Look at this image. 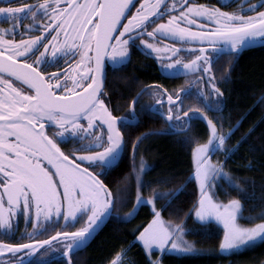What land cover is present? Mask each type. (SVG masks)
Masks as SVG:
<instances>
[{"label": "snow or ice", "instance_id": "snow-or-ice-1", "mask_svg": "<svg viewBox=\"0 0 264 264\" xmlns=\"http://www.w3.org/2000/svg\"><path fill=\"white\" fill-rule=\"evenodd\" d=\"M231 2L233 0H229ZM165 3L166 0H140L137 10L128 15L131 7L135 6L134 0H35L34 3L18 5L13 0H0V15L10 25L0 28V83L6 86L0 88V235L10 237L14 234L18 227L16 218L21 212L26 223L32 224V228L27 230L29 237L44 232L49 224L59 223L61 215L65 227L86 216L81 227L74 231H57L46 240L7 243L0 239V253L10 254L3 264H26L27 257L37 254L42 246L50 248L57 240L65 242L62 256L67 258V264H73L72 254L85 247L106 218L112 215L118 196L100 177L121 156L126 146L121 127L139 122L135 106L139 97L145 94L156 99L154 104L141 105V111L163 117L168 129L141 133L132 143L131 174L136 177V201L124 218L133 217L144 204L152 205V219L136 238L142 242L148 256L151 257L154 249H195L191 242L184 239L188 229L183 223L165 221L161 210L155 205V201L161 198H164L161 208L170 205L183 190V185L168 191L153 189L152 195L145 199L141 189L149 183L143 180L148 165L141 157L137 169L136 149L140 141L149 135L163 131L188 132L192 128L191 121L198 118L207 122L208 136L206 142L197 143L192 149L194 176L200 189L198 201L194 205L196 222L206 223L215 219L223 225V236L219 241L221 252L264 240V209L244 216L240 199L220 202L209 191L212 181L223 178L230 187L248 198L246 189L233 180L224 170V165L247 141L255 125L229 145L228 141L242 124L244 116L235 123L231 122L229 116L230 126L225 128L223 115L209 118L204 110L223 113L224 108L223 92L218 87L220 81L212 73L214 58L224 54L225 50L234 54L255 38H264V0H255L247 7L246 0H241L237 10L231 12L221 7L175 2L164 8ZM181 7H184V11H180L179 16H169L166 22L158 23L151 31H147L150 23L169 11H179ZM257 8L260 10L256 11ZM244 11L252 14L243 15ZM193 16L197 19H193ZM123 17H126L127 22ZM24 19H30L31 23L23 25ZM199 19H206L214 23L215 27L200 31L178 22L203 27ZM121 24L123 27H120ZM21 28L24 30L20 31ZM31 31H39L40 34L28 35ZM145 33L152 40L157 36L175 39L181 46L158 47L149 40L140 39ZM16 34L27 38H5ZM49 36L51 39H48ZM137 39H140L139 45L136 44ZM41 44L44 50L28 63L27 58L34 55ZM185 44L206 47H200V54L185 62L178 58L180 52L196 51L193 48L185 49ZM141 47L150 50V54H171L167 57L170 60L168 63H163L166 57L157 55L162 75L187 76L202 71L203 75L197 77L196 82L207 76L206 86L193 92L189 82L170 93L162 85H147L133 98L128 113L113 115L105 99L101 98L107 95L104 92L105 58L114 65H125L131 59V49ZM209 51L214 55L209 56ZM77 54L78 63L65 71L44 73L39 70L43 66L53 65L61 56L74 57ZM67 72L73 73L71 77L67 76ZM3 74L28 85V90L14 86L11 79H4ZM228 74L230 68L225 70L222 79H227ZM69 78L72 87L65 88L64 93H61L60 89ZM188 96L200 100L204 107L185 111L184 99ZM260 101H264V94L256 103ZM165 103L168 105L166 112L163 108ZM81 120L87 121L86 127ZM46 124L55 125L58 131L48 135ZM69 138L80 140L81 143L73 152L65 154L57 141L66 142ZM183 139L187 141L189 137ZM93 148L99 150L92 151ZM219 151L223 152L224 159L214 162L210 157ZM85 163L88 167H84ZM97 165L99 169L90 170L96 169ZM251 166L249 163L248 167ZM53 213L57 217L55 221ZM241 219L259 222L242 224ZM126 252L127 248L117 251L108 264H124ZM36 264L45 262L38 259ZM129 264H134V261ZM151 264H160L159 258L151 260Z\"/></svg>", "mask_w": 264, "mask_h": 264}, {"label": "trees", "instance_id": "trees-1", "mask_svg": "<svg viewBox=\"0 0 264 264\" xmlns=\"http://www.w3.org/2000/svg\"><path fill=\"white\" fill-rule=\"evenodd\" d=\"M156 65L139 58L130 68L128 80L122 84H113L112 98L121 103L128 99V95L134 92L136 86L141 88L153 82L167 81L173 87L174 78H163ZM229 68L230 74L227 79H222L225 70ZM213 75L220 81L218 87L223 92V113L217 112V117L223 115L224 127L230 126L229 116L232 123H235L242 115L244 116L242 124L239 125L228 144H234L241 135L255 125L247 141L240 145L236 154L224 165V170L232 176L233 180L238 182L241 188L246 189L248 198H245L244 194L236 188L226 186L224 201L238 198L244 206V216L256 214L264 209V101L256 103L261 94H264V45L243 51L234 58L219 60ZM204 110L207 112V109ZM207 115H212L211 111L207 112ZM154 128H157V123L145 117L131 133L134 138V135L138 137L141 133ZM202 130L198 127V131ZM185 136L189 137L187 141L183 139ZM206 139V136H198L195 127L188 132L149 135L140 141L135 159L137 169H139L141 157L148 165L143 173V180L149 183L141 189L145 199L152 195L153 189L168 191L183 185V190L170 205L161 208L164 198L156 200L155 205L161 210V215L166 221L173 224L183 223V226L188 229L184 237L194 245L195 250L190 254L154 253L149 257L144 253L141 245L135 241L136 236L152 218L153 211L150 204H144L137 209L133 217L124 218L125 213L129 212L136 201L137 191L136 177L131 174V140L128 142V139V151L123 153L118 165L113 168L112 182H106L112 193L118 196L112 215L86 250L80 255L72 256L73 264H108L114 254L122 248H127L124 264H129L130 261H134V264H151V260L157 258L160 264H264V240L247 246L239 252L229 255L218 254L223 229L213 222L198 223L192 217L200 190L193 177L194 164L191 153L197 143ZM212 158L214 161L223 160L224 154L219 151L213 154ZM249 163L251 167H248ZM119 179L121 180L117 182ZM256 222L259 221L240 220L242 224ZM129 244L131 247H128ZM3 261L5 260L0 259V263L3 264Z\"/></svg>", "mask_w": 264, "mask_h": 264}, {"label": "flooded vegetation", "instance_id": "flooded-vegetation-1", "mask_svg": "<svg viewBox=\"0 0 264 264\" xmlns=\"http://www.w3.org/2000/svg\"><path fill=\"white\" fill-rule=\"evenodd\" d=\"M34 2H35V0H13V3L17 4V5L19 3H29L30 4V3H34ZM174 2L175 3H181L184 5H201L202 4V5H206L208 7H213V6L221 7L223 10L230 11V12L237 10L238 5L241 4V0H233V2H231V3H229V0H166V3L163 5V7L168 8ZM254 2H255V0H246L245 7H247V4H252ZM139 3H140V0L134 1L135 6L131 7V11L128 12V15H131L132 12L137 10V6H139ZM259 10H260V8L256 9V11H259ZM180 11H184V7H181L179 9V11H169L162 18L156 19L154 22L150 23L147 26V31H151L155 27V25L158 23L166 22L168 20L169 16H179ZM242 14L243 15H251L252 13L244 11ZM123 19L125 22H127L126 17H123ZM193 19H197V18L195 16H193ZM44 22H46V21H44ZM178 22L182 23V25L185 27L192 26L195 28V30H200V31H206L209 28L215 27L214 23H210L206 19H199V24L203 25V27H196L195 25H188L187 23H184V21H178ZM29 23H31L30 19H24L22 21L23 25H27ZM9 26H10L9 22L2 15H0V28H7ZM120 27H123V25L121 24ZM23 30H24L23 28L20 29V31H23ZM39 34H40L39 31H31L28 33V35H32V36H38ZM5 38L6 39H13L14 38L16 40H20V39H26L27 36H21L19 34H16L14 37L12 35H7ZM48 39H51V36H49ZM140 39L149 40L150 43H155L158 47H161V48H164V47L170 46V45H174V44L177 47L181 46L175 39H171V38L166 39L163 36H157L155 38V40H152L147 36L146 33L144 36L140 37ZM140 39L136 40L137 45L140 44ZM255 40L256 41H252L250 44H247L244 47H241L234 54H232L229 50H225L224 54L219 55L218 58H214V62L212 64V73H214V68L217 65V62L219 60H221L223 58H226V59L234 58L235 56H239L243 51H246L248 49H252L255 47H261L264 45V38L257 37V38H255ZM44 42L47 43V41H44ZM183 47L185 49H188V48L196 49V51H192L191 53L186 52V51L180 52V56L178 58H182L185 62H187L188 60H191L194 56L200 54L198 51V49L200 47H206V46L201 45V44H192V45L185 44V45H183ZM43 50H44L43 44H41L39 50H37V52L34 55H31L27 58V62L31 63L32 61H34L36 59V56L39 55V52L43 51ZM157 55H161V56L166 57L163 60V63L170 62V60L167 58L171 55L170 53L165 52L163 54L162 53H160V54L151 53L150 54V50H145L143 47L132 48L131 49V59L125 65H120V66L114 65L110 59L105 58L104 69H105V73H106V82L104 85V92L107 95L102 96L101 98L105 99V103L108 105V107L112 111L113 115L122 116V115H125L126 113H128L129 105L133 101V98L136 97L137 93L140 91V89L142 87L147 86V85H153V84L162 85L163 88L167 89L168 92H170V93L174 92V90H176L178 88L186 86L189 82H191V88H192L193 92H195V90L199 87L206 86L207 76H204V79L202 81L196 82V78L201 77L203 75L202 71H195V72H192L191 74H189L187 76H185V75L166 76V75L160 74L163 78H167V79L174 78L175 83L173 84V87H171L167 81L153 82V83L145 84L141 88L136 86L134 89V92H132L130 95H128L129 96L128 99L123 100V102H121V103L119 101H116V99L112 98L111 92L113 90L111 88H112L113 84H122V82L127 81L128 80L127 75H128L130 68H132V66H134V63L139 58L150 61L152 64L153 63L157 64L156 65L157 70L159 71V73H161L160 64L157 61ZM208 55L213 56L214 54L209 51ZM78 61H79V55L78 54L74 57H72V56H61L58 59V61H56V63H54L53 65L43 66L39 70L41 72H44V73H52V72L57 71V70L65 71L69 66L74 65L75 63H78ZM80 71H82V69ZM66 74L68 77H71V75L73 73L67 72ZM3 75H4V79H11L14 86L22 87L23 90H25V91L28 90L29 86L22 84V82L16 80L15 77H10L8 74H3ZM3 87H6V86L3 85L2 83H0V88H3ZM69 87H72V81L70 78L68 79L67 84L64 85V87H62L60 89V92L64 93V89L69 88ZM155 99L156 98H154L150 95H147V94L140 96L139 102L135 106L136 107V115L139 117V122L141 119H143L145 117L148 120L156 122L157 128H154L151 130H167L168 124L166 123V120L163 117L159 116L158 114L152 113V112H148V111L142 112L141 111V105L154 104ZM184 106H185L184 107L185 111H188L189 109H195V108H201L202 109L204 107L203 103L200 100L196 99L194 96L185 97ZM163 108H164V111L166 112L167 108H168L167 103H165L163 105ZM207 112H209V111H207ZM211 113H212V115H209L210 116V117L208 116L209 118L217 117V112L211 111ZM81 123L84 124L85 127L87 126L86 120H81ZM138 123H133V124H130L128 126L121 127V132L124 134L126 146L123 149L121 156L114 163V165L104 175H102L100 177L104 181L105 184H106V182H112L111 179H112L113 168L118 165L119 161L121 160V158L123 156V153L128 151V145H129V143L127 144L128 139H129L128 142H130V140H131V150L130 151L132 153V143L137 138V135H134L135 137L133 138L131 131H133V128ZM191 124H192V127H195V131L198 134V136H200V137L206 136V138H207L208 129H207V122L205 120L199 119V118L194 119L191 121ZM198 127H201L203 130L198 131ZM45 130H46V133L48 135H52V133L54 131H58V128H56L55 125L46 124ZM129 130H130V132H129ZM96 131L99 132L100 129L97 128ZM174 133H180V132L163 131L159 135H170V134H174ZM93 135H95V133H93ZM206 141H207V139L201 143H204ZM57 143L59 144V147L61 148V150L65 152V154H69L70 152H73L74 148L76 146H78L81 143V141L69 138V139H67L66 142H61L58 140ZM91 150L92 151H98L99 149L93 148ZM210 158H212V156ZM77 163H79V161H77ZM84 167H88V164L85 163ZM99 167L100 166L97 165L96 169H90V170H97V169H99ZM120 180L121 179H119L117 182H119ZM0 191H2V190H0ZM61 191H62V189H61ZM5 201H6V197H5ZM56 219H57V217L53 213V221H55ZM58 219L60 221L59 223L49 224L47 226V229L44 232H40V233H37V234L29 237L27 235V230H30L32 228V224H31V222L26 223L24 215L21 212L16 218L17 223H18V227H17L16 231L14 232V234H12L10 237H5V236L0 235V239H4L7 243H25V242H28V240H30V239L46 240L49 236H54L57 231H61V232L74 231L76 228L81 227L82 224L84 223V221L86 220V216L80 217V219H78L75 222V224H70L67 227L64 226V218L62 215ZM96 235H94V237L90 239V241L87 243V245L85 247L74 252L72 254V256L73 255H75V256L80 255L82 252H84L86 250V248L90 245L91 241L95 238ZM64 247H65V242L63 240H57L56 242H54L51 245L50 248L48 246H42V248L38 250L37 254H34L33 256L26 258V260L28 259L26 261V263L36 264L37 260L39 259L41 261H44L45 264H48V263L67 264L66 258L62 256V252H63ZM9 257H10V254L2 255V253H0V259L6 260V259H9Z\"/></svg>", "mask_w": 264, "mask_h": 264}, {"label": "rangeland", "instance_id": "rangeland-1", "mask_svg": "<svg viewBox=\"0 0 264 264\" xmlns=\"http://www.w3.org/2000/svg\"><path fill=\"white\" fill-rule=\"evenodd\" d=\"M253 41H256L255 39L253 40ZM163 54V53H162ZM195 147V146H194ZM193 147V148H194ZM192 154V153H191ZM212 156V155H211ZM213 161H214V159L213 158H211ZM193 160V159H192ZM215 162V161H214ZM193 177H194V179H195V176L193 175ZM223 181H225V182H223ZM195 182H196V184H197V186H198V183H197V181H196V179H195ZM211 184H212V187L209 189V191H211L213 194H214V199H216L217 201H220V202H226V201H224V192L226 191V186H229V184L226 182V180L225 179H223V178H218V179H216V180H214V181H212L211 182ZM198 188H199V186H198ZM200 190V189H199ZM151 207H152V205H151ZM192 217H193V219L196 221V217H195V208L193 209V211H192ZM152 219V218H151ZM151 219H150V221H151ZM165 220V219H164ZM149 221V222H150ZM166 221V220H165ZM148 222V223H149ZM210 222H213V223H215V224H217V225H219L222 229H223V225L220 223V222H218V221H216L215 219H212ZM203 223V222H202ZM257 223V222H256ZM147 226V225H146ZM145 226V227H146ZM144 229V228H143ZM142 229V230H143ZM141 230V231H142ZM140 231V232H141ZM139 236V234L136 236V238ZM135 238V241L137 242V243H139L140 245H141V247L143 248V244H142V242H140V241H138L137 239ZM184 239L187 241L188 239H186V237H184ZM261 240H257L256 242H254V243H252V244H250V245H253V244H255V243H258V242H260ZM250 245H245V246H242V247H240V248H237V249H230V250H225V251H223V252H221L220 250H218V254L220 253V254H223V255H229V254H231V253H235V252H239V251H241V250H243L245 247H247V246H250ZM143 251H144V253L148 256V254L145 252V250H144V248H143ZM192 251H182V250H171L170 248H165L164 250H159V249H154L153 251H152V253H151V255L152 254H154V253H167V254H174V255H182V254H190ZM126 261H124V263H125ZM0 264H2V263H0ZM224 264H228V263H224Z\"/></svg>", "mask_w": 264, "mask_h": 264}, {"label": "water", "instance_id": "water-1", "mask_svg": "<svg viewBox=\"0 0 264 264\" xmlns=\"http://www.w3.org/2000/svg\"><path fill=\"white\" fill-rule=\"evenodd\" d=\"M134 1H135V0H134ZM122 19H123V18H122ZM108 218H109V217H108ZM108 218H106L105 222L102 224V226L100 227V229L105 225V223L107 222ZM100 229H99V230H100ZM99 230H98V232H99ZM98 232H97V233H98ZM97 233H96V234H97ZM96 234H95V235H96ZM6 254H8V253H2V255H6ZM27 260H28V259H27ZM27 260H26V261H27ZM66 260H67V258H66Z\"/></svg>", "mask_w": 264, "mask_h": 264}]
</instances>
